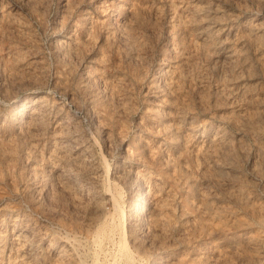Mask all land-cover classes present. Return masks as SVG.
<instances>
[{"label": "rangeland", "instance_id": "374dc122", "mask_svg": "<svg viewBox=\"0 0 264 264\" xmlns=\"http://www.w3.org/2000/svg\"><path fill=\"white\" fill-rule=\"evenodd\" d=\"M237 1L0 0V264H264V0ZM116 190L147 201L126 258Z\"/></svg>", "mask_w": 264, "mask_h": 264}, {"label": "bare ground", "instance_id": "6f19581e", "mask_svg": "<svg viewBox=\"0 0 264 264\" xmlns=\"http://www.w3.org/2000/svg\"><path fill=\"white\" fill-rule=\"evenodd\" d=\"M28 1V0H27ZM35 1V0H34ZM237 1V0H236ZM244 1V0H243ZM179 2V1H178ZM188 2V1H187ZM238 2V1H237ZM137 3V2H136ZM211 3V2H210ZM244 4V3H243ZM255 4H256V2H255ZM137 5H140V4H137ZM197 5V4H196ZM204 5V4H203ZM61 6V5H60ZM131 6V5H130ZM144 6V5H143ZM199 6H201V7H204V6H202V5H199ZM198 6V7H199ZM137 7V6H136ZM195 7V6H194ZM201 7H199V8H197V6H196V8H197V10L199 11L200 9H203V8H201ZM207 7V6H206ZM210 7V6H209ZM142 8V7H141ZM208 8V7H207ZM206 8V9H207ZM143 9V8H142ZM146 9V8H145ZM150 9V8H149ZM157 9V8H156ZM195 9V8H194ZM205 9V8H204ZM141 10V9H140ZM147 10V9H146ZM151 10V9H150ZM159 10V9H158ZM197 10H195V11H197ZM246 10V9H245ZM131 11V10H130ZM198 11H197V13H194V14H196V15H199V13H198ZM146 12V11H145ZM192 12H194V10H192ZM192 12H190V13H192ZM215 12V11H214ZM131 13V12H130ZM204 13V12H203ZM13 14V13H12ZM134 14V13H133ZM201 14V13H200ZM136 15H137V13H136ZM157 15V14H156ZM67 16V15H66ZM132 16V15H131ZM199 16H201V15H199ZM190 17H192V16H190ZM234 17V16H233ZM131 18V17H130ZM194 18V17H193ZM204 18V17H203ZM134 19V18H133ZM156 19V18H155ZM197 19V18H196ZM208 19V18H207ZM236 19V18H235ZM100 20V19H99ZM131 20V19H130ZM129 20V21H130ZM177 20V19H176ZM180 20H181V18H180ZM184 20H185V18H184ZM188 20V19H187ZM112 21V20H111ZM139 21V20H138ZM183 21V20H182ZM190 21V20H189ZM193 21H194V19H193ZM185 22V21H184ZM188 22V21H187ZM187 22H185V23H187ZM254 22V21H253ZM173 23V22H172ZM21 24V23H20ZM114 24V23H113ZM134 24V23H133ZM184 24V23H183ZM196 24V23H195ZM185 25V24H184ZM257 25V24H256ZM260 26H263L264 25V23H260L259 24ZM130 26L132 27V25H127V27L128 28H130ZM134 26H135V24H134ZM137 26H138V24H137ZM137 26L135 27V29L137 28ZM186 26V25H185ZM190 26H191V23H190ZM230 26V25H229ZM187 27V26H186ZM185 27V28H186ZM193 27V26H192ZM247 27V26H246ZM184 28V29H185ZM189 28V27H188ZM195 28V27H194ZM230 28V27H229ZM133 29H134V27H133ZM172 29V28H171ZM192 29V28H191ZM183 30V29H182ZM193 30V29H192ZM249 30V29H248ZM120 31V30H119ZM143 31V30H142ZM250 31V30H249ZM253 31V30H252ZM189 32H191V31H189ZM30 33V32H29ZM124 33V32H123ZM180 33V32H179ZM179 33H177V34H179ZM254 33H255V31H254ZM170 34H173V33H171L170 32ZM170 34H169V36H170ZM184 34L185 33H183V36H184ZM187 34V33H186ZM195 34V33H194ZM199 34H200V32H199ZM202 34V33H201ZM130 35V34H129ZM189 35H190V33H188V36L187 37H189ZM203 35V34H202ZM96 36V35H95ZM131 36H132V34H131ZM134 36V35H133ZM179 36H181V35H179ZM178 35H177V37H179ZM201 36V35H200ZM203 36H205V35H203ZM235 36H236V34H235ZM238 36V35H237ZM236 36V37H237ZM255 36V35H254ZM103 37V36H102ZM176 37V36H175ZM239 37V36H238ZM237 37V38H238ZM91 38V37H90ZM109 38H110V36H109ZM108 38V39H109ZM128 38V37H127ZM200 38V37H199ZM203 38V37H202ZM208 38V37H207ZM97 39V38H96ZM108 39H106V37H105V42H106V40H108ZM174 39H176V38H174ZM178 39V38H177ZM181 39V38H180ZM209 39V38H208ZM110 40V39H109ZM136 40V39H135ZM183 40V39H182ZM188 40V39H187ZM199 40V39H198ZM230 40V39H229ZM236 40V39H235ZM261 40V39H260ZM111 41V40H110ZM178 41V40H177ZM189 41V40H188ZM188 41H185V42H188ZM232 41H234V39H232ZM119 42V41H118ZM184 41H183V43L182 44H184L185 43ZM199 42V41H198ZM214 42V41H213ZM254 42V41H253ZM260 42V41H259ZM91 43V42H90ZM110 43V42H109ZM111 43H112V41H111ZM180 42H179V44H181ZM193 43H194V41H193ZM201 42H199V44H200ZM177 44V43H176ZM256 44V43H255ZM259 44V43H258ZM258 44H256V45H258ZM261 44V43H260ZM139 45V44H138ZM178 45V44H177ZM176 45V46H177ZM195 45V44H194ZM255 45V46H256ZM105 46V45H104ZM130 46V45H129ZM190 47H191V45H189ZM200 46V45H199ZM227 46V45H226ZM234 46V45H233ZM259 46V45H258ZM257 46V47H258ZM179 47H181V45H179ZM195 47V46H194ZM196 47H197V41H196ZM202 47V46H201ZM183 48V47H182ZM205 48V47H204ZM227 48V47H226ZM177 49V48H176ZM197 49V48H196ZM199 49V48H198ZM224 49H225V47H224ZM234 49V48H233ZM233 49L231 50V49H227L226 51H225V53L223 52V60L225 59V58H227V59H229L230 57H232L233 55H234V51H233ZM256 49V48H255ZM181 50V49H180ZM184 50V49H183ZM189 50V49H188ZM239 50V49H238ZM245 50V49H244ZM257 50H258V48H257ZM260 50V49H259ZM72 51V50H71ZM186 51H187V49H186ZM84 52V51H83ZM178 52H179V48H178ZM188 52V51H187ZM86 53V52H85ZM176 53V52H175ZM193 53V52H192ZM237 53V52H236ZM261 52L259 51L258 52V54H257V56L259 57V59H262V57H260L261 56V54H260ZM30 54V53H29ZM181 54H182V50H181ZM184 54V53H183ZM188 54H189V52H188ZM247 54V53H246ZM187 55V54H186ZM205 55V54H204ZM254 55V54H253ZM242 56V55H241ZM181 58H183V57H181ZM239 58H240V56H239ZM180 59V58H179ZM192 59V58H191ZM120 60V59H119ZM182 60V59H181ZM180 60V61H181ZM195 60V59H194ZM245 60V59H244ZM264 60V59H263ZM184 61V60H183ZM187 61V60H186ZM228 61V60H227ZM250 61V60H249ZM175 62V61H174ZM177 62V61H176ZM244 62V61H243ZM33 63V62H32ZM181 64H184V63H182L181 62ZM197 64V63H196ZM221 64V63H220ZM236 64V63H235ZM260 64V63H259ZM184 66V65H183ZM224 66H225V64H224ZM264 66V65H263ZM8 67V66H7ZM245 68H246V66H244ZM196 68V67H195ZM205 68V67H204ZM237 69V68H236ZM144 70V69H143ZM188 70V69H187ZM191 70V69H190ZM189 70V71H190ZM198 70V69H197ZM262 70V69H261ZM220 71V70H219ZM231 71V70H230ZM248 72V71H247ZM251 72V71H250ZM18 73V72H17ZM178 73V72H177ZM243 73V72H242ZM241 73V74H242ZM71 74V73H70ZM169 74V73H168ZM171 74V73H170ZM182 74V73H181ZM235 74V73H234ZM9 75V74H8ZM11 75V74H10ZM28 75V74H27ZM200 75V74H199ZM248 75V74H247ZM12 76H14V75H12ZM102 76H103V73H102ZM234 76H236V75H234ZM241 76V75H240ZM168 77H170V76H168ZM167 77V78H168ZM227 77V76H226ZM174 78H175V76H174ZM178 78H180V77H178ZM234 78V77H233ZM168 79H170V78H168ZM167 79V80H168ZM173 79V78H172ZM247 79V78H246ZM98 80V79H97ZM79 81V80H78ZM168 82H170V81H168ZM179 82V81H178ZM226 83V82H225ZM168 85H170V83H168ZM253 85V84H252ZM220 86V85H219ZM254 86V85H253ZM176 88V87H175ZM203 88H204V86H203ZM111 89H112V86H111ZM205 89V88H204ZM208 89V88H207ZM215 89V88H214ZM242 90V89H241ZM243 91H244V89H243ZM220 92V91H219ZM158 93V92H157ZM185 93V92H184ZM241 93V92H240ZM245 93V92H244ZM207 95V94H206ZM237 95V94H236ZM240 95V94H239ZM243 95V94H242ZM191 96V95H190ZM164 97V96H163ZM73 98V97H72ZM232 98V97H231ZM179 99V98H178ZM241 99V98H240ZM223 100H224V97H223ZM73 101H75V100H73ZM196 101V100H195ZM238 101V100H237ZM158 102V101H157ZM156 102V103H157ZM182 102V101H181ZM223 103V102H222ZM233 104H234V102H233ZM173 105H174V103H173ZM179 105V104H178ZM182 105V104H181ZM215 104H213V106H214ZM176 106V105H175ZM224 106V105H223ZM235 106V105H234ZM147 107V106H146ZM205 107H207V106H205ZM177 109H179V108H177ZM204 109V108H203ZM251 109V108H250ZM183 110V109H182ZM179 111V110H178ZM243 111V110H242ZM226 112V111H225ZM262 112V117L264 118V111H261ZM261 112H259V113H261ZM146 113V112H145ZM177 113V112H176ZM194 113V112H193ZM219 113V112H218ZM222 113V112H221ZM231 113V112H230ZM249 113V112H248ZM168 114H170V113H168ZM216 114V113H215ZM235 114H237V113H235ZM239 114V113H238ZM247 114V113H246ZM246 114H244V112H242V114H240L239 115V117H240V119L242 120V122L243 121H245L246 122V120L249 122L250 120H248L249 119V115H246ZM258 114V113H257ZM251 115V114H250ZM253 115V114H252ZM254 116V115H253ZM260 116H261V114H260ZM252 117V116H251ZM256 118V117H255ZM255 118H253V119H255ZM259 118V117H258ZM262 118V119H263ZM177 119V118H176ZM252 119V121H254ZM257 119V118H256ZM260 119V118H259ZM141 120V119H140ZM230 120V119H229ZM241 120H240V122H241ZM261 120V119H260ZM139 121V120H138ZM256 121V120H255ZM140 122V121H139ZM247 122V123H248ZM176 124H180V123H176ZM183 125V124H182ZM241 125H243V124H241ZM240 125V126H241ZM245 125V124H244ZM243 125V126H244ZM202 126V125H201ZM238 126V125H237ZM240 126H239V128H240ZM146 127V126H145ZM242 128V127H241ZM254 128V127H253ZM28 129V128H27ZM62 129V128H61ZM154 129V128H153ZM249 129V128H248ZM239 131V130H238ZM241 131H243V130H241ZM253 131V130H252ZM256 131V130H255ZM221 133H223V132H220V134ZM243 133H245V132H243ZM259 133V132H258ZM22 134V133H21ZM179 134V133H178ZM257 134V133H256ZM8 135V134H7ZM17 135H19L18 133H17ZM187 135V134H186ZM242 135V134H241ZM14 136V135H13ZM188 136V135H187ZM220 136V135H219ZM225 136V135H224ZM19 137V136H18ZM8 138V137H7ZM224 138V137H223ZM208 139V138H207ZM0 140H1V138H0ZM218 140V139H217ZM193 141V140H192ZM210 141V140H209ZM224 142H225V139H224ZM151 143V142H150ZM211 142H209L208 144H206L205 146H204V148H201L200 146V150H199V153H201V154H203L204 155V153H205V151L207 150V149H210L209 148V146L211 145L210 144ZM238 144H241L240 142H237ZM263 143V142H262ZM225 144V143H224ZM243 144V143H242ZM258 144H259V142H258ZM227 145V144H226ZM262 145V144H261ZM53 146V145H52ZM241 146V145H240ZM2 147H4V146H2ZM188 147V146H187ZM220 147V146H219ZM225 147V146H224ZM236 147H238V146H236ZM264 147V146H263ZM130 148V147H129ZM152 148V147H151ZM183 148V147H182ZM196 148H198V147H196ZM221 148H222V146H221ZM226 148V147H225ZM240 148V147H239ZM4 149V148H3ZM1 147H0V151L1 150H3ZM125 149V148H124ZM220 149V148H219ZM11 150V149H10ZM15 150V149H14ZM17 150V149H16ZM16 150H15V153H16ZM240 150V149H239ZM208 151H210V150H208ZM220 151H222V150H219V152ZM238 151V150H237ZM2 152V151H1ZM4 153H6L5 151H3ZM10 152V151H9ZM34 152V151H33ZM102 152V151H101ZM132 152V151H131ZM194 152V151H193ZM211 152V151H210ZM195 153V152H194ZM221 153V152H220ZM223 153V152H222ZM221 153V154H222ZM231 153V152H230ZM242 153V152H241ZM263 153H264V149H263ZM3 154V153H2ZM13 154V153H12ZM48 154V153H47ZM63 154V153H62ZM77 154V153H76ZM197 154V153H196ZM220 154V155H221ZM8 155V154H7ZM6 155V156H7ZM10 155V154H9ZM73 155V154H72ZM101 155V154H100ZM148 155V154H147ZM177 155H178V153H177ZM264 155V154H263ZM167 156V155H166ZM201 156V155H200ZM215 156V155H214ZM13 157V156H12ZM197 157V156H196ZM201 157H204V156H201ZM8 158V157H7ZM40 158V157H39ZM57 158V157H56ZM13 159V158H12ZM51 159V158H50ZM73 159V158H72ZM196 159V158H195ZM205 159V158H204ZM172 160V159H171ZM226 160V159H225ZM264 161V160H263ZM78 162V161H77ZM104 162H105V160H104ZM104 162H103V164H104ZM229 162V161H228ZM255 162V161H254ZM48 163V162H47ZM64 163V162H63ZM209 163H212V162H209ZM214 163V162H213ZM257 163V162H256ZM255 163V164H256ZM105 164H107L106 162H105ZM208 164V163H207ZM228 164H230V162L228 163ZM227 164V165H228ZM219 165V164H218ZM177 166V165H176ZM211 166V165H210ZM221 166V165H220ZM260 166H261V164H260ZM61 167V166H60ZM68 167V166H67ZM120 167V166H119ZM216 167V165L215 164H212V169L213 168H215ZM222 167V166H221ZM231 167V164H230V166H228V168H230ZM108 168V167H107ZM217 168V167H216ZM226 169V168H225ZM257 169V168H256ZM259 169V168H258ZM11 170V169H10ZM19 170V169H18ZM205 170H206V168H205ZM218 170V169H217ZM233 170V169H232ZM254 170V169H253ZM105 171V170H104ZM109 171V170H108ZM175 171V170H174ZM214 171H216V170H214ZM236 171V170H235ZM106 172H107V169H106ZM161 172V171H160ZM176 172V171H175ZM212 172H213V170H212ZM229 172V171H228ZM253 172V171H252ZM262 172H264V163L262 164ZM41 173V172H40ZM44 173V172H43ZM234 174V173H233ZM175 175V174H174ZM173 175V176H174ZM201 175V174H200ZM176 176V175H175ZM55 177V176H54ZM112 177V176H111ZM135 177V176H134ZM185 177V176H184ZM121 179V178H120ZM183 179V178H182ZM232 179V178H231ZM236 179V178H235ZM262 179H263V177H262ZM110 180V179H109ZM117 180V179H116ZM136 180H137V183H139L140 184V186H138L137 188L135 187V190H136V192H135V194H139L141 191H142V193L143 194H149L150 193V191H149V189H147V186L145 185V180H144V178H143V176H136ZM107 181V180H106ZM218 181V180H217ZM216 181V182H217ZM221 181V180H220ZM6 182V181H5ZM228 182V181H227ZM182 183V182H181ZM193 183H195V182H193ZM225 183V182H224ZM229 183V182H228ZM231 183H233V182H231ZM235 183V182H234ZM60 184V183H59ZM192 184V183H191ZM218 184H221V183H218ZM222 184H223V182H222ZM65 185V184H64ZM158 185V184H157ZM170 186V185H169ZM191 186H194V184L193 185H191ZM196 186V185H195ZM195 186H194V188H195ZM117 187V186H116ZM151 187V186H150ZM160 188V187H159ZM220 188H222L221 190H223V192L222 193H224V195H226V197H228L229 199H231V198H233L234 200L235 199H237V200H239V202L240 201H242V198L239 196L240 194H239V191H240V188H234V186H232V185H225V186H223V187H220ZM219 188V189H220ZM242 188V187H241ZM63 189V188H62ZM105 189H106V187H105ZM196 189V188H195ZM200 189V188H199ZM242 190V189H241ZM198 191V190H197ZM200 191V190H199ZM216 191V190H215ZM30 192V191H29ZM157 192V191H156ZM121 194H122V192L120 191V190H116V191H114V192H112L111 193V200L113 201V208H114V210H113V212H111V213H109V216H110V218H112V219H115V222H116V224H117V226L120 228V231H121V234H120V241H119V247H120V249L122 250V251H124L125 253H124V257H125V254L126 255H130V252H131V246H130V244H129V242H128V240L129 239H127V237H126V234H125V224H126V219H127V215L129 214V215H132V213H133V215L132 216H134L136 219H138V218H140L141 217V215H143V214H145L146 213V210H145V207H146V205H147V201L145 200V197H144V199H142L141 201H140V204H139V202L137 203V202H135V200L133 199V200H131L130 201V203H129V207L128 208H124L123 207V204L122 203H120V198H121ZM147 194V195H148ZM209 194V193H208ZM212 194V193H211ZM146 195V196H147ZM153 195V194H152ZM151 195V196H152ZM196 195V194H195ZM175 196H176V194H175ZM242 196V195H241ZM244 196V195H243ZM198 197H199V199H200V204L199 205H197V207L199 208V207H201V208H204V210L205 209H208V210H210V211H215V210H219V209H221V207H220V205H218V204H216L217 203V200H216V198H215V196L214 195H206V194H204V193H202V192H198ZM255 197V196H254ZM147 198V197H146ZM163 198V197H162ZM244 198V197H243ZM136 199V198H135ZM245 200V199H244ZM254 200V199H253ZM100 202V201H99ZM197 202H199V201H197ZM149 203V202H148ZM241 203H243V202H241ZM246 203V202H245ZM97 205H96V207L98 206V202L96 203ZM194 204V203H193ZM197 204V203H196ZM153 205V204H152ZM194 206V205H193ZM196 207V206H195ZM94 209V208H93ZM223 209V208H222ZM197 210V209H196ZM203 210V211H204ZM112 211V210H111ZM202 211V210H201ZM202 211V212H203ZM209 211V212H210ZM187 212V211H186ZM201 212V213H202ZM207 212V211H206ZM18 213V212H17ZM211 213H214V212H211ZM247 213V212H246ZM26 214V213H25ZM104 215H105V213H104ZM107 215V214H106ZM148 215V214H147ZM108 217V216H107ZM197 217V216H196ZM222 217V216H221ZM106 218V217H105ZM194 218V217H193ZM167 219V218H166ZM190 219V218H189ZM111 220V219H110ZM168 220V219H167ZM199 220V219H198ZM206 220V219H205ZM103 222L102 223H100L98 226H97V229H96V235H94L93 234V236H95V241H99L100 240V233H102L104 230H106L105 229V227H106V224H107V221H104V220H102ZM152 221V220H151ZM200 221H202V220H200ZM224 221V220H223ZM232 221V220H231ZM99 222H100V220H99ZM113 222V221H112ZM134 222V221H133ZM168 222V221H167ZM199 222V221H198ZM197 222V223H198ZM98 223V222H97ZM136 223V222H135ZM196 223V224H197ZM200 223V222H199ZM199 223L197 224V225H199ZM202 223V222H201ZM91 224V223H90ZM192 224H193V222H192ZM110 225V224H109ZM114 225V224H113ZM136 225H137V223H136ZM116 226V227H117ZM183 226V225H182ZM13 227V226H12ZM185 227V226H184ZM187 227V226H186ZM109 228V227H108ZM156 228H158V227H156ZM208 228V227H207ZM184 229V228H183ZM109 230V229H108ZM136 230V229H135ZM188 230V229H187ZM10 231V230H9ZM107 231V230H106ZM118 231V230H117ZM128 232V231H127ZM135 232V231H134ZM104 234V233H103ZM110 234V233H109ZM130 234V233H129ZM176 235V234H175ZM119 236V235H118ZM130 237V236H129ZM94 238V237H93ZM134 238V237H133ZM132 238V239H133ZM135 239V238H134ZM169 239V238H168ZM16 243V242H15ZM62 244V243H61ZM134 244V243H133ZM15 246V245H14ZM213 247V246H212ZM23 248V247H22ZM134 249V248H133ZM117 250V249H116ZM218 250V249H217ZM220 250V249H219ZM214 251V250H213ZM226 251V250H225ZM8 252H9V250H8ZM136 252V251H135ZM186 252V251H185ZM221 252V251H220ZM220 252H218L219 254H220ZM212 253V252H211ZM216 254V253H215ZM122 255V254H121ZM184 255V254H183ZM203 255V254H202ZM10 256V255H9ZM23 256H24V254H23ZM186 256V255H185ZM204 256V255H203ZM218 258H219V255H216ZM222 256H223V254H222ZM123 257V256H122ZM197 257H199V254L197 255ZM216 257V258H217ZM220 257H221V255H220ZM56 258V257H55ZM126 258V257H125ZM137 258H138V256H137ZM204 258V257H203ZM225 258V257H224ZM53 259V258H52ZM177 260V259H176ZM208 260V259H207ZM206 260V261H207ZM216 260V259H215ZM215 260H213V261H215ZM220 260V259H219ZM126 261H127V259H126ZM130 261V260H129ZM140 261V260H139ZM173 261V260H172ZM196 261H197V258H196ZM199 261V260H198ZM205 261V262H206ZM218 261V260H217ZM22 262V261H21ZM27 262V261H26ZM52 262V261H51ZM134 262V261H133ZM200 262V261H199ZM219 262V261H218ZM222 262V261H221ZM56 263V262H55ZM208 263V262H207ZM215 263V262H214ZM137 264V263H136ZM213 264V263H212ZM225 264V263H224ZM228 264V263H227Z\"/></svg>", "mask_w": 264, "mask_h": 264}]
</instances>
